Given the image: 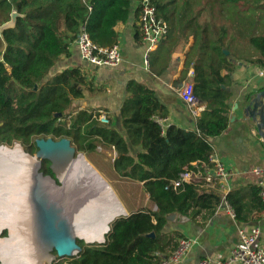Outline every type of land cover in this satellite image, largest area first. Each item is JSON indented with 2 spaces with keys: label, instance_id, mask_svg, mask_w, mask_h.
<instances>
[{
  "label": "trees",
  "instance_id": "obj_1",
  "mask_svg": "<svg viewBox=\"0 0 264 264\" xmlns=\"http://www.w3.org/2000/svg\"><path fill=\"white\" fill-rule=\"evenodd\" d=\"M133 1L0 0V27L11 21L14 11L18 13L14 26L0 30V144L20 142L35 153L36 139L67 137L77 153L115 149V172L142 183L156 206L116 217L104 243L80 242L83 251L68 264H160L183 238L177 231H166L171 214L195 218L203 211L209 216L216 211L221 197L214 191L201 192L193 182L174 187V182L187 170L203 174L211 166V139L229 126L228 88L235 68L232 53L226 54L230 27L241 29L261 54L255 63L264 67V33L254 32L264 24V0H152L168 32L148 54L150 72L163 74L176 50L194 40L177 84L188 79L193 68L194 93L205 104L195 128L163 126L166 107L154 90L136 80L126 85L119 128L101 123L91 110H74V102L85 91L92 92L94 85L81 67L50 75L57 62L71 54L59 31L75 41L84 26L96 44L113 46L118 43V25L130 18ZM226 201L239 222L258 220L264 213L256 185L230 191Z\"/></svg>",
  "mask_w": 264,
  "mask_h": 264
},
{
  "label": "crops",
  "instance_id": "obj_2",
  "mask_svg": "<svg viewBox=\"0 0 264 264\" xmlns=\"http://www.w3.org/2000/svg\"><path fill=\"white\" fill-rule=\"evenodd\" d=\"M137 8L138 0H134L127 23L119 24L117 27L118 45L123 58L120 65L98 67L87 63L82 60L77 43L70 41L63 30H60L59 39L70 45L71 54L57 62L50 75L69 67H81L93 83L94 90L85 91L84 97L74 102V110L85 108L96 115L102 113L108 120V122H102L103 124L111 122L119 128V110L126 98V85L130 80H136L154 90L160 102L166 107L168 113L163 119L164 126L174 124L185 129H194L196 118L204 111L205 104L202 103V110L194 114L179 94L183 84L187 80H192L193 76L190 73L193 72V68L188 72L189 78L181 85L177 84L184 69L186 53L190 50L194 40L190 39L188 44L176 50L163 74H153L148 67L146 44L138 26ZM244 31L251 32L252 30ZM254 32L257 34L264 32V24L259 25ZM227 41H230L228 53H232L235 63L231 74V86L228 88L232 93L230 120L226 131L212 138L211 142L214 153L230 171L228 181L230 192L251 185L257 186V176L254 170L257 167H264V141L257 127L259 119L255 118V112L248 108L251 99L246 100L247 95L264 89V76L258 74L263 65L255 63L261 54L249 44L245 36L241 34V29L237 26L230 27ZM112 151L115 152V150ZM115 175L114 182L119 184L124 191L123 199L128 215L137 210L156 209V206L150 202L149 195L143 192L142 183L122 178L116 172ZM132 184L140 187L139 196L130 192L129 188ZM203 184L204 181L200 180L199 185L202 187ZM201 187L199 190L202 192ZM211 191L221 196L217 187L214 186ZM253 226L259 227L261 231L256 246L264 248V213L258 220L239 222L226 210L224 203H220L210 216L204 211L195 218L175 214L174 219L169 220L165 229L167 232L177 231L183 237L194 241L190 251L179 264H199L205 258L225 259L229 257L232 248L239 242L238 230L242 227L249 229Z\"/></svg>",
  "mask_w": 264,
  "mask_h": 264
},
{
  "label": "bare ground",
  "instance_id": "obj_3",
  "mask_svg": "<svg viewBox=\"0 0 264 264\" xmlns=\"http://www.w3.org/2000/svg\"><path fill=\"white\" fill-rule=\"evenodd\" d=\"M9 151L0 147V230L8 227L11 233L7 241L0 240V258L3 264H31L35 234L31 162L19 146L14 148L18 161L9 159ZM62 180L63 187L54 196L74 217L84 218L87 227L94 229L90 239L103 241L115 217L128 216L108 180L83 154L75 158Z\"/></svg>",
  "mask_w": 264,
  "mask_h": 264
},
{
  "label": "water",
  "instance_id": "obj_4",
  "mask_svg": "<svg viewBox=\"0 0 264 264\" xmlns=\"http://www.w3.org/2000/svg\"><path fill=\"white\" fill-rule=\"evenodd\" d=\"M17 15L18 13L14 11L11 21L0 27V30L14 26ZM248 108L253 110L254 117L259 119L257 127L264 141V89L253 94ZM35 144L37 146L35 153L27 152L20 142H15L12 146L2 144L0 147H8L10 150L9 159L15 162L18 161V155L14 152V148L19 146L23 157L31 162V178L34 182L32 218L35 223L32 244L34 259L31 264H57L63 258L74 257L81 253L83 246L80 242H83L84 246L104 243L110 227L106 231L103 241L90 239V234L94 229L87 227L84 218L81 220L74 217L54 196V192L63 187L62 178L68 174L72 162L79 155L71 140L67 137L58 140L51 137L38 138L35 140ZM45 160L50 162V169L55 177L50 174L45 175L41 171L42 162ZM174 217L175 213L168 218L172 220ZM3 230L9 231V237H0V240L7 241L11 235L10 229L3 227L0 234Z\"/></svg>",
  "mask_w": 264,
  "mask_h": 264
},
{
  "label": "built area",
  "instance_id": "obj_5",
  "mask_svg": "<svg viewBox=\"0 0 264 264\" xmlns=\"http://www.w3.org/2000/svg\"><path fill=\"white\" fill-rule=\"evenodd\" d=\"M91 9V6L89 5ZM138 26L142 38L146 44V56L148 63V54L154 51L159 43L163 40L168 32L167 22L158 15L157 7L152 0L138 1ZM77 43L82 60L94 66L116 67L121 64L123 58L120 46H99L87 33L84 26L81 27ZM194 75L193 72L190 73ZM260 76H264V67L258 71ZM179 94L186 103L190 111L198 114L203 106L200 99L194 93L193 80H187L181 87ZM102 122H108L106 116L102 113L98 115ZM164 126V120H160ZM210 167H206L203 174L192 170L182 173L181 178L174 182V187L181 185L183 182L196 183L200 189V180L204 181L202 191H211L215 186L220 190L221 203H224L226 210L232 217H235V211L227 203L226 195L229 193L228 181L230 171L215 153L209 156ZM257 176V187L259 196L264 203V167H257L254 170ZM239 242L232 248L229 257L225 259L205 258L199 264H264V248L256 246L261 231L257 226L249 229L244 227L239 230ZM194 241L191 238L183 237L179 240L176 249L167 258L162 259L160 264H179L188 254Z\"/></svg>",
  "mask_w": 264,
  "mask_h": 264
},
{
  "label": "rangeland",
  "instance_id": "obj_6",
  "mask_svg": "<svg viewBox=\"0 0 264 264\" xmlns=\"http://www.w3.org/2000/svg\"><path fill=\"white\" fill-rule=\"evenodd\" d=\"M263 33L264 32H261L260 34H263ZM97 118H98V115H97ZM99 121L102 123L101 120ZM112 150H115V149H109V148L104 149L103 147H98L95 152H89V155L84 152H79V155L83 154L89 160V162L93 164V166H95L102 175H104V177L108 180L112 188H114V190L116 191L115 193H117V195L119 196L124 208H126L125 202L123 199L124 191L119 184L114 182V178L116 177L115 172H114V161L116 159L117 153L116 151L113 152ZM129 189H130V192L135 193V195L139 196V194H141V189L139 186H135L132 184ZM119 216H123V214ZM71 258L72 257L63 258L59 261V263L68 264ZM0 264H3V261L1 258H0Z\"/></svg>",
  "mask_w": 264,
  "mask_h": 264
},
{
  "label": "flooded vegetation",
  "instance_id": "obj_7",
  "mask_svg": "<svg viewBox=\"0 0 264 264\" xmlns=\"http://www.w3.org/2000/svg\"><path fill=\"white\" fill-rule=\"evenodd\" d=\"M45 164L46 163L43 161L42 162V166H41V171L43 172V174H45V175L46 174H50L53 177H55L54 174L52 173L51 169H50V163L47 164V166H45ZM45 167H47L48 169H50V172H48V173H47V171L45 172V169H44ZM0 237L1 238L9 237V231L8 230H3L2 233L0 234Z\"/></svg>",
  "mask_w": 264,
  "mask_h": 264
}]
</instances>
